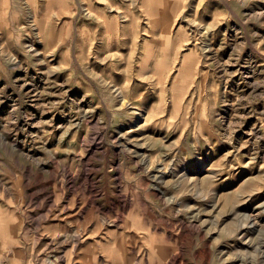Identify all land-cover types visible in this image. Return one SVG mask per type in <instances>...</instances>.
<instances>
[{"label": "rangeland", "instance_id": "rangeland-1", "mask_svg": "<svg viewBox=\"0 0 264 264\" xmlns=\"http://www.w3.org/2000/svg\"><path fill=\"white\" fill-rule=\"evenodd\" d=\"M0 264H264V0H0Z\"/></svg>", "mask_w": 264, "mask_h": 264}]
</instances>
